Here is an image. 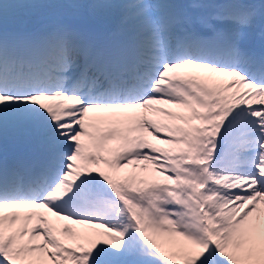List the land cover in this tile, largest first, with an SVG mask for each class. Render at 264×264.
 <instances>
[{
  "label": "snow or ice",
  "instance_id": "obj_1",
  "mask_svg": "<svg viewBox=\"0 0 264 264\" xmlns=\"http://www.w3.org/2000/svg\"><path fill=\"white\" fill-rule=\"evenodd\" d=\"M0 264H264V0H0Z\"/></svg>",
  "mask_w": 264,
  "mask_h": 264
}]
</instances>
